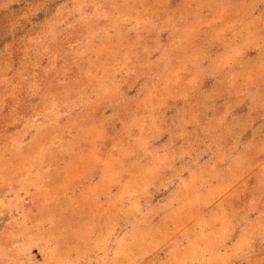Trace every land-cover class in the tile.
<instances>
[{"label": "rangeland", "instance_id": "374dc122", "mask_svg": "<svg viewBox=\"0 0 264 264\" xmlns=\"http://www.w3.org/2000/svg\"><path fill=\"white\" fill-rule=\"evenodd\" d=\"M0 264H264V0H0Z\"/></svg>", "mask_w": 264, "mask_h": 264}]
</instances>
